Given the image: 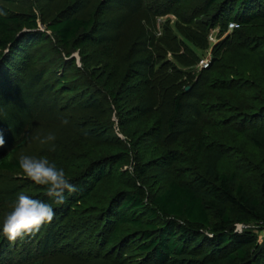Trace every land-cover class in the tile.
I'll use <instances>...</instances> for the list:
<instances>
[{"label":"trees","instance_id":"16d2710c","mask_svg":"<svg viewBox=\"0 0 264 264\" xmlns=\"http://www.w3.org/2000/svg\"><path fill=\"white\" fill-rule=\"evenodd\" d=\"M43 1L0 0V101L15 84L26 91L24 77L39 64L56 90L74 96L68 105L94 98L102 107L94 115H68L60 125L66 132L55 140L60 145L43 146L35 156L63 168L76 186L62 205L20 168L17 154L29 130L0 148V182L10 176L56 213L50 225L12 243L2 226L17 200L0 188V264H47L62 255L94 257L97 264H264V241L253 229L236 228L264 226V0H99L88 15L72 6L51 19ZM127 2L154 29L157 18L174 16L161 37L186 50L166 49L155 58L148 49L155 30L149 36L150 25L146 35L133 23L119 55L118 42L101 32L112 4ZM231 21L239 27L215 45L211 66L185 90L186 72L177 65H193L189 59H200L210 31L219 27L222 36ZM72 48L80 50L82 66L70 58ZM114 110L118 134L109 123ZM87 118L94 122L85 124ZM100 124L105 135L85 130ZM47 237L54 239L49 249Z\"/></svg>","mask_w":264,"mask_h":264},{"label":"rangeland","instance_id":"374dc122","mask_svg":"<svg viewBox=\"0 0 264 264\" xmlns=\"http://www.w3.org/2000/svg\"><path fill=\"white\" fill-rule=\"evenodd\" d=\"M97 1L99 0H49V1L44 0L42 6L45 10L46 16L50 17L51 19L52 17L56 16L61 9L69 8V7L72 8V6H73L72 9H74L73 12H75V14L80 15L81 13H84L85 15H88L90 13V9L92 8L93 5H95ZM127 3L128 5L126 6L132 9L130 10V12L124 8L126 7L125 5L121 7L119 3L112 4L113 5L112 11L110 14L107 15L106 25L103 27L105 29L102 30L101 32L104 38L113 42H118L117 53H119V55L123 53V46H124L123 40H121V36H124L126 31L133 29L132 28L133 23H138V25L141 24L146 35H147V31H146L147 28L145 27L146 25L147 27L150 25L153 29H151V31L148 30L149 36H152L155 30L156 37L155 39L151 38L152 40H154L155 45L152 46L150 45L148 48L149 51L153 52L155 58L158 56V54L160 55L161 53H164L166 49H176L178 50V52H183L186 50V48L176 47L174 41H171L170 39H168L169 46L168 44L166 45L165 43L167 42V38L161 37L163 35V27L166 23H168L166 19L170 18V22L171 24H173V22L175 21L174 16L167 15L157 18L155 20L156 28L154 29V27L151 24L152 21H150L146 15H144L141 12L136 13L140 9H136L134 3L131 2H127ZM118 8H120V10ZM37 10H39L38 7ZM38 26L40 30L47 32L48 35L52 34V32L47 29V26L42 22V20H39ZM230 32L232 31H226L222 36H219L218 35L220 34L219 27L211 30L208 36V40H209L208 47L205 48L204 50L198 51L199 52L198 54L200 55V59L197 60L196 56L195 57L191 56L189 60L195 62L193 65L185 66V67L181 66L180 64L177 65L179 66V68L183 69V71L186 72L184 79L186 81L185 87L186 86L187 87L185 88V90H187L188 87L190 88L189 90L196 87L195 81L198 80V78L204 72V70H206L211 66L213 60V48L221 40H224L226 36H228V33ZM138 47L139 46L137 47L135 46L136 50H138ZM135 48H133V52L136 51ZM71 50L72 53L70 58L74 57L76 59L77 65L82 66V55L80 54V50L74 48H72ZM63 53L65 54V52ZM166 54L170 60L175 62V59L172 55L173 53L171 51H168ZM206 57H208L210 61L207 65H205V63L202 62V59H207ZM37 65L34 64L33 68L28 72V75L24 77V82H25L24 88L26 91L22 90L21 87L22 83L15 84L14 88L10 90L9 95L6 96L5 98L6 100L0 101V130H2L4 139L6 141L4 146L9 145V147H12L14 142L24 133H26V130H29L30 133L31 138L28 144L18 152L17 154L18 157H20L21 155L35 157L36 155L42 153L43 146H49V145H42L38 137L43 138L47 136L49 133H51L54 134L56 137L59 136L61 139V137L67 130L63 126H60L62 123L61 121L63 118H66L71 113L78 115H86L87 113H89L90 115H94L95 112L97 111L95 107L97 106L102 107L101 101L97 99L95 100L94 98L87 103L68 105V104H72L71 102L73 101L71 100L72 97L74 96L70 95V93L64 94L63 91H60L58 89L56 90L55 85L53 86V81L50 80L48 75L47 76L41 75L42 70L39 69ZM81 94L82 92L78 93V95ZM27 99L30 104L29 106L25 104V101ZM76 100L77 99H75V101ZM108 106H110V104ZM112 108L115 109L114 106H112ZM52 117L54 118L51 121ZM10 119L11 121L9 122ZM84 122L85 124H91L94 121H92V118H87L85 119ZM118 122L119 119L115 114V110H114L111 119H109V123L111 124L110 126L115 129L117 134H118V128H117ZM85 130H87L88 132H96L101 135H105V124L104 125L100 124L97 126H86ZM121 136L123 137L122 134ZM54 143L56 147L60 145V142L58 141H54ZM133 166L132 164H129L124 166L123 169L124 170L127 168L132 169ZM20 177L21 175H17V178ZM0 188L3 191L8 192L7 194L8 198H15L14 201L17 200L19 194L24 193L23 191L18 190L16 186V182H14L10 176L4 177V179L0 182ZM237 226H240L239 230L237 229L239 232H242L243 230L249 228L253 229L257 234V238H258L257 242L262 243L264 241V226L261 227L253 223L249 225L236 224V228ZM42 235H44V232L41 233V236ZM52 237L50 238L47 237L46 240L47 249H49L54 243V239ZM96 247L97 245L95 241V243H93V246L89 245L88 250H91L92 253H95L96 252L95 250H97ZM88 250L84 252H87ZM79 255L81 256L83 255L84 257H86V255H84V253L82 252H79ZM117 255L118 253L116 250H115V255L114 253L113 254L110 253V256H113L114 258H116ZM76 257L71 258V256L69 255H62L57 259L56 258L51 259L50 261L47 262V264H59V263L62 264L64 262H68L69 260L73 262L79 261L82 263H89V264H91V262L93 264L98 263V261L94 260V257L91 259L93 261H89V262L76 259ZM60 258L62 259L59 262L58 260ZM100 261L102 262V259H100ZM105 262L106 261H103V264H105ZM82 263H78V264H82Z\"/></svg>","mask_w":264,"mask_h":264},{"label":"clouds","instance_id":"9594fccd","mask_svg":"<svg viewBox=\"0 0 264 264\" xmlns=\"http://www.w3.org/2000/svg\"><path fill=\"white\" fill-rule=\"evenodd\" d=\"M67 125L69 121L63 118L61 121ZM42 145H51L55 150L56 136L49 133L43 138H39ZM6 141L0 130V148ZM19 165L27 179L36 185L46 186L47 195L53 199L56 205H62L66 201L65 193H73L77 190L76 186L70 182L63 168H57L48 159L35 158L32 156L21 155ZM56 213L53 204L40 199H35L23 193L19 194L15 206L3 221V235L12 243L18 239L23 241L26 237L35 235L44 225H50ZM240 226H237L239 230Z\"/></svg>","mask_w":264,"mask_h":264},{"label":"built area","instance_id":"2783aa9c","mask_svg":"<svg viewBox=\"0 0 264 264\" xmlns=\"http://www.w3.org/2000/svg\"><path fill=\"white\" fill-rule=\"evenodd\" d=\"M239 24L235 21H231L228 25V31H233L234 29L238 28ZM207 59H202V62L205 63V65H207L210 61L208 59V57H206ZM204 65V66H205Z\"/></svg>","mask_w":264,"mask_h":264},{"label":"water","instance_id":"95a60500","mask_svg":"<svg viewBox=\"0 0 264 264\" xmlns=\"http://www.w3.org/2000/svg\"><path fill=\"white\" fill-rule=\"evenodd\" d=\"M190 88L188 87L187 90H189Z\"/></svg>","mask_w":264,"mask_h":264}]
</instances>
